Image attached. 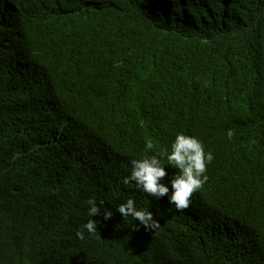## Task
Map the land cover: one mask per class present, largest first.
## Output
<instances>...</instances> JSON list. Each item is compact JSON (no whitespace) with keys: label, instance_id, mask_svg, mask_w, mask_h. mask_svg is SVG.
<instances>
[{"label":"trees","instance_id":"1","mask_svg":"<svg viewBox=\"0 0 264 264\" xmlns=\"http://www.w3.org/2000/svg\"><path fill=\"white\" fill-rule=\"evenodd\" d=\"M185 131L188 209L123 183ZM0 264H264V0H0Z\"/></svg>","mask_w":264,"mask_h":264},{"label":"clouds","instance_id":"2","mask_svg":"<svg viewBox=\"0 0 264 264\" xmlns=\"http://www.w3.org/2000/svg\"><path fill=\"white\" fill-rule=\"evenodd\" d=\"M227 137L231 140L234 137V131L229 130ZM155 144L149 138L145 141L146 151H153ZM167 160V165L177 169V173L171 179L170 189L163 181L168 173L165 171V164L161 161ZM214 159L211 150L206 143L193 132L185 131V134H177L174 142L171 144V151H160L152 156H145L142 159H133L131 161L130 175L124 178L125 185H133L136 189L142 191L150 197L159 200L169 196V204L174 205L177 211L188 209L191 198L195 192L200 190L207 182L209 177L208 164ZM103 205L104 201L97 202L95 199H89L88 216L94 217L101 213V208L97 204ZM117 211L124 219L131 217L134 221H139L146 230L155 232L159 228V221L154 218L151 211L137 210L135 201L128 199L122 203ZM113 213L107 209L103 210V220L111 219ZM101 221L89 219L84 225L89 234L97 233V225ZM135 230H139L136 227ZM79 239H84L83 230L76 233Z\"/></svg>","mask_w":264,"mask_h":264}]
</instances>
